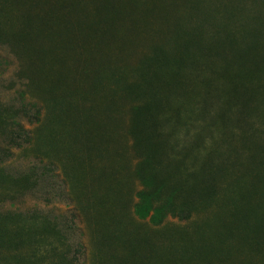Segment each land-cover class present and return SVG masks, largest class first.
Wrapping results in <instances>:
<instances>
[{
  "label": "trees",
  "instance_id": "1",
  "mask_svg": "<svg viewBox=\"0 0 264 264\" xmlns=\"http://www.w3.org/2000/svg\"><path fill=\"white\" fill-rule=\"evenodd\" d=\"M203 4L0 0V45L26 80L20 106L0 104V264H83L64 213L1 207L54 188L57 171L73 216L90 225L94 264H152L154 246L128 228L130 210L154 226L201 216L197 237H181L184 254L158 264L207 261L211 224L227 258V242L244 241L238 230L264 226V129L242 126L264 101V27L246 45L182 33L183 16ZM213 99L225 114H211ZM216 125L220 135L209 133ZM15 149L45 164L9 172Z\"/></svg>",
  "mask_w": 264,
  "mask_h": 264
},
{
  "label": "rangeland",
  "instance_id": "2",
  "mask_svg": "<svg viewBox=\"0 0 264 264\" xmlns=\"http://www.w3.org/2000/svg\"><path fill=\"white\" fill-rule=\"evenodd\" d=\"M196 14V15H195ZM191 18L185 15L182 18V24L179 29L182 33L192 35L195 33L198 37L205 41H211L218 37L223 40L225 45H228L232 39L239 40V43L246 45L253 37L255 29L263 31L264 27V0H204V4L200 11L190 14ZM212 69L207 67V71ZM19 61L15 57L12 50L7 45H0V104L18 107L21 104V96L19 91L25 88L26 80L20 77ZM261 100L253 103L257 104L254 107V114L247 117V122L242 125L247 131L250 129H264V116L260 114L264 101ZM211 114H223L226 110H221L216 102V99L210 100ZM252 113V112H251ZM237 116L231 114L229 121H234ZM232 126H230L231 128ZM213 135H220L222 130L219 125L213 127ZM1 142H6L7 139L0 137ZM29 154V153H28ZM23 151L15 149L14 155L4 162L6 169L12 173H18L26 170L30 165L43 166L45 161L40 158L31 156L25 157ZM54 182V188H46L45 185L28 191L23 195H10L3 202L1 207L3 210H13L19 212L38 211V213L50 214L62 221L60 214L68 216L69 223L75 222V231L85 246V250L81 254L83 264H94L92 258L94 248L93 243H90L88 227L90 226L84 217L75 219L72 214L73 206L68 205L69 200L62 195V190L67 191L65 183L62 181V175L57 171ZM53 182V183H54ZM201 217V216H200ZM200 217H193L189 220H180L169 217L161 225H152L148 219H141L133 213L132 210L128 213V228L135 229L136 235L140 238L148 237L155 249V257L152 259V264L162 262L168 256L173 255L176 259L184 254L185 248L189 242L183 241L181 237H197V224L194 223ZM261 221V215L259 216ZM217 224H211L207 228V236L209 237L208 244L211 248L216 249L215 253L210 255V258L201 261H192L191 264H264V226L246 232L242 229L237 231V236L240 241L239 249H235L236 241L229 240L227 243H234V247L230 252V257L221 252L224 243L221 244L217 237L212 233L211 228ZM210 229V231H209ZM213 236V237H212ZM198 238H202L198 236ZM203 239V238H202ZM195 241V240H194ZM238 243V240H237ZM218 248V249H217ZM190 251V247H188ZM192 252V251H191ZM196 259V255L191 256Z\"/></svg>",
  "mask_w": 264,
  "mask_h": 264
}]
</instances>
